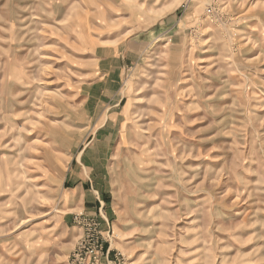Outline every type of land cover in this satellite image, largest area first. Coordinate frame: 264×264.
<instances>
[{
	"label": "rangeland",
	"instance_id": "1",
	"mask_svg": "<svg viewBox=\"0 0 264 264\" xmlns=\"http://www.w3.org/2000/svg\"><path fill=\"white\" fill-rule=\"evenodd\" d=\"M0 264H264V0H0Z\"/></svg>",
	"mask_w": 264,
	"mask_h": 264
},
{
	"label": "crops",
	"instance_id": "2",
	"mask_svg": "<svg viewBox=\"0 0 264 264\" xmlns=\"http://www.w3.org/2000/svg\"><path fill=\"white\" fill-rule=\"evenodd\" d=\"M103 51H105V54L108 55V52H107L108 50L107 49H104ZM128 53L131 55L133 53V50L132 49L128 50ZM109 54H111V53H109ZM112 55L113 56H116L117 54L114 53ZM133 55L136 56V53L134 52ZM101 60H104V59H101ZM106 117H108V116H106ZM112 119H113L112 117L106 118V120L104 121V123L102 124L101 127L104 128L107 125L110 126L109 123L112 122ZM108 136H111V132H109L106 137H108ZM83 156H84V154H83ZM84 162L86 164H88L89 166H85V164L83 163V160L82 159H79V160L76 159V164L78 165L79 169H81L80 167H83V168H88L90 171L93 170V168H94L93 166H95V163L89 162L88 160H87V162L84 160ZM73 171L74 170H72V173H73ZM94 177H95V174H93V178ZM88 179L89 180L92 179V175L90 177V172L86 176H83V177L80 176V178L76 180V182H78V184L76 185V189H77V192H76L77 193V200H76L75 204H77L78 206H82V205H85L87 203H90L89 201L91 199L90 198V194L91 193H90V189H89L88 182H87ZM91 182H92V180H91ZM85 186H87V188H88L87 190H86ZM103 197H105V196H103Z\"/></svg>",
	"mask_w": 264,
	"mask_h": 264
},
{
	"label": "built area",
	"instance_id": "3",
	"mask_svg": "<svg viewBox=\"0 0 264 264\" xmlns=\"http://www.w3.org/2000/svg\"><path fill=\"white\" fill-rule=\"evenodd\" d=\"M95 252H96L95 249L90 250V253H91V254H93V253H95Z\"/></svg>",
	"mask_w": 264,
	"mask_h": 264
}]
</instances>
